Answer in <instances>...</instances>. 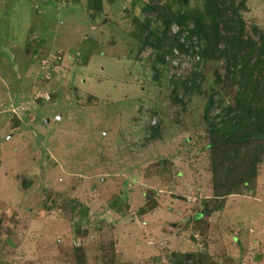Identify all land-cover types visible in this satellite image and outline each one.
<instances>
[{"label": "rangeland", "instance_id": "1", "mask_svg": "<svg viewBox=\"0 0 264 264\" xmlns=\"http://www.w3.org/2000/svg\"><path fill=\"white\" fill-rule=\"evenodd\" d=\"M216 1L264 51V0ZM155 6L214 19L212 0H0V264H264V138L214 169L204 114L236 86L223 58L153 48ZM252 74L262 93L264 54Z\"/></svg>", "mask_w": 264, "mask_h": 264}, {"label": "trees", "instance_id": "2", "mask_svg": "<svg viewBox=\"0 0 264 264\" xmlns=\"http://www.w3.org/2000/svg\"><path fill=\"white\" fill-rule=\"evenodd\" d=\"M216 2V0H212L214 10L208 12V15L214 19L212 25L207 27L203 26L200 21L194 19L193 25L189 27L186 25V18L179 14L170 13L168 9L158 6L148 7L146 10L156 13L163 28L157 36L150 32L143 38V42L150 45L151 38L154 35L156 41L152 47L156 50L160 49L161 44L170 41L169 48L174 47V49L184 53L190 51L193 58L198 57V59L205 60L212 58L219 60L223 58L226 60L227 80H230V84L232 83L236 86L237 94L235 105L234 107H226L221 115L209 116L208 109L213 105L212 99L209 98L208 106L204 114V119L209 126L210 133V140L206 149L213 156L212 163H214V169L222 166L223 163L231 164L233 159L239 156L243 148L246 149L253 140L264 138L263 126H258L261 124H258V121H264V101H262L264 90L260 93L259 85H262V80L258 81L256 75L252 74V71L257 69L260 58L264 54L263 48L258 47V49H255V44L252 41L247 39L243 40V25L235 9L227 7L229 10V16H227L224 14L225 9L216 7ZM219 18L220 20L217 21ZM219 23H222L226 30V34L222 37L219 35ZM172 25H176L178 32L168 37ZM184 32H186V35H184ZM195 37L196 40L203 41L204 43L201 45L200 42L195 40ZM180 39L183 41L181 42ZM260 40L264 43V36H260ZM222 43L224 48L217 50V46ZM163 54L159 59L163 60ZM231 55H233L234 64L231 63ZM253 58L254 61L251 62ZM198 77L196 72L191 73L186 77L185 81L181 82V85L185 90L198 91L200 89L197 83ZM219 81L220 79L217 77V82ZM220 103L221 101L218 102V105ZM218 118H220V128L216 123ZM228 144L233 146V149H231L234 155L230 156V154L227 155L224 153L220 156L218 153L219 150L222 152L220 146H225L224 148L229 150L230 148H227ZM260 148L262 149V146L254 147L251 150L252 158L250 159V167L252 170L256 165V153H258ZM250 176V178H254L255 174L253 173ZM236 185L232 182L231 185L227 186L228 190L222 193L223 197L231 194L232 189ZM214 189L218 195L221 194L219 184L216 183ZM209 213L210 211H202L194 219L200 220ZM209 263L212 264L213 262L209 261Z\"/></svg>", "mask_w": 264, "mask_h": 264}, {"label": "clouds", "instance_id": "3", "mask_svg": "<svg viewBox=\"0 0 264 264\" xmlns=\"http://www.w3.org/2000/svg\"><path fill=\"white\" fill-rule=\"evenodd\" d=\"M175 28H176V31H175V34H176L178 32V28L176 26H175ZM180 41H181V39H180ZM195 58H196V60L198 59V57H195Z\"/></svg>", "mask_w": 264, "mask_h": 264}]
</instances>
